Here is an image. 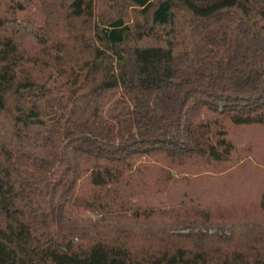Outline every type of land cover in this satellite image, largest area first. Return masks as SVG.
<instances>
[{"label": "trees", "instance_id": "1", "mask_svg": "<svg viewBox=\"0 0 264 264\" xmlns=\"http://www.w3.org/2000/svg\"><path fill=\"white\" fill-rule=\"evenodd\" d=\"M241 128L264 0H0V264H264Z\"/></svg>", "mask_w": 264, "mask_h": 264}, {"label": "rangeland", "instance_id": "2", "mask_svg": "<svg viewBox=\"0 0 264 264\" xmlns=\"http://www.w3.org/2000/svg\"><path fill=\"white\" fill-rule=\"evenodd\" d=\"M21 5L23 7V10V3ZM234 138L237 142H239L238 144L240 146L246 145L248 143H253L254 146H257L259 148L261 154L264 156V129L241 128L236 130ZM233 186L236 189V196L243 195L251 200H244L243 207L249 209V213L251 215H254L251 212V206L256 203V197L258 196V193L262 189H264V166H258V164L252 163L251 167L246 169L242 174L237 177ZM247 202L251 204H248ZM238 204L242 205V203ZM221 210L223 212V217L217 220L221 221L222 223H224L222 219H229L233 217V211L230 208H222ZM79 216L83 219H86L88 217L97 218L96 215H93L89 212H81L79 213ZM261 220L262 219H260V221ZM42 261L43 257L24 262L17 259L13 253H11L10 255V264H41Z\"/></svg>", "mask_w": 264, "mask_h": 264}, {"label": "water", "instance_id": "3", "mask_svg": "<svg viewBox=\"0 0 264 264\" xmlns=\"http://www.w3.org/2000/svg\"><path fill=\"white\" fill-rule=\"evenodd\" d=\"M23 7H22V5H20V9H22Z\"/></svg>", "mask_w": 264, "mask_h": 264}]
</instances>
